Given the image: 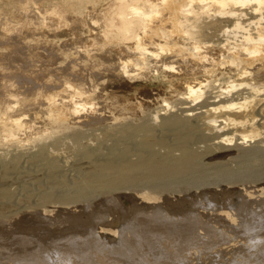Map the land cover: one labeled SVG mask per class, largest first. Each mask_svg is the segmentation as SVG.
Listing matches in <instances>:
<instances>
[{
	"label": "bare ground",
	"instance_id": "1",
	"mask_svg": "<svg viewBox=\"0 0 264 264\" xmlns=\"http://www.w3.org/2000/svg\"><path fill=\"white\" fill-rule=\"evenodd\" d=\"M8 1L0 0V264H99L78 242L130 264H264V194L245 196L264 181V0H110L100 19L91 4L70 6L66 18L61 4L73 0H16L42 24L71 21L79 33L88 20L106 24L109 50H85L101 46L91 29L65 46L76 56L66 51L59 68L11 37L22 24L2 9ZM65 32L39 34L35 46L57 55L53 40L67 44ZM152 85L165 97L146 106L160 92ZM229 147L228 159L204 161ZM219 183L245 190L188 192ZM219 224L246 234L238 242L247 254ZM151 225L188 231L195 257L191 247L152 246L161 236ZM211 235L224 244L194 239ZM53 237L64 246L51 240L46 253Z\"/></svg>",
	"mask_w": 264,
	"mask_h": 264
},
{
	"label": "rangeland",
	"instance_id": "2",
	"mask_svg": "<svg viewBox=\"0 0 264 264\" xmlns=\"http://www.w3.org/2000/svg\"><path fill=\"white\" fill-rule=\"evenodd\" d=\"M59 1L62 2L64 0H59ZM109 1L110 0H73L74 3H68V4L69 5L77 4L78 8L81 11H84L85 7L87 5L91 4L93 6V8L96 10V13L94 14V16L97 19H100L102 17L101 16V12H100L101 7L104 5L105 2L107 3ZM6 3L7 4H5L2 7V9L8 14V16H9V18L11 20H13L14 22L22 24V30L21 31L16 32L14 29H12V31L10 32L11 33V37H24L25 41L28 42L29 44H31L30 48L33 51V53L36 55V57L39 60L42 61V64L45 67H48V68H51V67L59 68V67H61L63 65V63H64V59L66 58L65 57L66 56L65 55L66 51L68 53L72 54L73 56H76V54H74V52H73L74 49L72 47L66 48L65 46L66 45L67 46L72 45L73 41H75L79 45L80 42L78 41V37H80V36L81 37L89 36V34H91V29H95V38L96 39L100 37V39H98V40L101 43V46L94 47V48L93 47H86L85 50L92 51V52H94V51L95 52H102L101 54H103L104 49H105V51L109 50L108 46L106 45V40L104 38L107 35L106 24L103 23V22L98 23L96 26H94L91 23H89V20L87 19L88 20V22H87L88 26L87 25L86 26L88 27V30H85V31L79 33V31H72L73 26L70 23L71 21L67 25L58 24L57 27H55L52 23H44V24H42L33 16L32 13L27 14V13L23 12L22 9L19 6H17L18 2L16 0H9ZM63 3L61 4L62 7L65 10H68V9H66L63 6ZM65 17L69 18L70 14L68 12L65 13ZM81 17H82V15H81ZM77 21H78V19H77ZM63 29H67V32H65V33H67L66 37L67 38L69 37L70 40L67 41L68 42L67 44H65L63 42V40H60V39H54L53 40V42L56 44V45L53 44V46L55 47V49L57 51L56 53H58L57 55H48L47 51L44 48L35 46V44L37 43L36 36H38L39 34L43 33L45 36H47V34H49V33H53V32H56L58 30H63ZM4 39H5V34L4 33L0 34V40H4ZM47 40H51V39L47 38ZM47 40H45V41H47ZM5 47L6 48L3 51L4 52H8L10 47L9 46H5ZM2 49H3V47H0L1 51H2ZM100 50H102V51H100ZM16 59L19 60V58H16ZM112 62L115 63V60H113ZM20 82L23 85H27V84L32 83L33 80L22 79V80H20ZM151 88H158V89H160V92H159V94H157L154 91L153 94L149 95L151 98L150 99L148 98V99L145 100L146 106L148 104L150 106H152V104L157 103L158 100H160V99L165 97L164 96L165 90L162 87L152 85ZM120 91H121V92H119L120 94L118 93V94L115 95L114 100H122L123 96L127 95L126 91H123V89L120 90ZM248 144H252V143L248 142L247 145ZM62 147L65 148V145H63ZM229 148H230V150L220 149V150L214 151L212 155H210L209 157H205L204 161H207L209 158H219L221 160L228 159L229 157H231L230 155H232V153H233V150L231 149L232 147H229ZM255 186L258 188V191H252L248 195L245 194V196H251V197L254 196L255 197L256 192H260V193L264 194V181H261L258 184H255ZM238 188L239 187H237V186L224 185L222 183H219V184H216V185H209V186H205V187H199L197 189H190V190H188V192L191 195L192 194L193 195L196 194L197 196H200L203 192H210V191H213V190L214 191L215 190H223L224 191L226 189V190L230 191V194H231V192H234V191H239V190L244 191L245 190L244 187L240 188V189H238ZM180 192H182L181 194L187 193L184 190H182V191L180 190ZM19 194L17 195L18 197H19ZM230 199H232L233 202L238 204L233 209L234 212H238V208L241 206V204L237 202V200L235 198V195H231ZM259 201H261V200H259ZM127 202H129V201H127ZM261 202H264V201H261ZM256 205H257V203H255V201H254L253 207H256ZM178 217H179V215H178ZM241 217H243V215ZM37 229H38V227H37ZM149 229L153 230V232H156V235L159 233L160 236H161V238L159 239V243L155 242V240H151L150 241V243H152V246H157L159 244H164V245L168 246L170 249L177 247L180 250L184 249V251H186L188 248H190L192 245H194V244H192V242H189V239L191 238V235H189L188 238H187L188 231H184L183 230V231L174 232L173 230H169L168 231L167 229H165L163 227H155V226H152V225L149 227ZM219 231H223V233H227L228 232L230 234V237L233 238V240H234L233 242L235 243V245L238 246L237 250L240 251L242 254H247V247L246 246H242V243L238 242L239 239H245L246 238V234L244 232H242L239 229H230L229 227L225 226L224 224H219L218 225V232ZM35 232H33L34 235L36 234L34 236V239H37L38 237L40 238V235H41L40 232L41 231L39 232V230H36ZM97 232H98L99 236L102 239H105L106 241L112 240L114 238L113 235H111L110 232H101V229H97ZM201 235L204 236L203 233H201ZM211 236H212V239H211ZM211 236H210L211 240H208V241H205V240L208 239L207 237H204L203 239L194 237V239L197 240V245L212 243V244H214V247H220L221 245L224 244L225 241L223 239L215 237L214 235H211ZM51 240H57V241H55V244L59 243L57 246H61V247L64 246L63 245L65 243V239L64 238L61 239V240H59V238L58 239H56V238L54 239V237L53 238H48V239L44 240L45 242L43 243V248L45 247L44 250L46 251V253H48V252L50 253L51 252L52 246H51V243H49ZM60 242H61V244H60ZM78 243H79L78 244L79 248L82 251H85L89 256H92L93 257V261H95L96 263L98 262L99 264H121L122 262H124V264H130V263H127V262H125L123 260H120V259L116 258V255L113 252L109 253L107 251H104V252H100V251H97V250L94 251V250H92V248H87L81 242H78ZM80 246H82V247H80ZM12 247H14V246H10V248H12ZM144 248H145V246L142 247V249H144ZM191 249H192V253L188 254L187 256L192 257L193 255H195V253H196L195 247H191ZM15 250H16V252H15ZM203 250H205V246H204ZM145 251L147 252V250H145ZM14 253H15V255L16 254L17 255L20 254L21 253V248L15 246ZM193 257H195V256H193ZM71 260L72 261L70 262V264H88L85 261L83 263L78 261L75 257H72ZM263 263H264V261H263ZM161 264H174V263H173V261L171 259H169V261L168 260H164V263H163V260H161ZM227 264H229V263H227Z\"/></svg>",
	"mask_w": 264,
	"mask_h": 264
},
{
	"label": "crops",
	"instance_id": "3",
	"mask_svg": "<svg viewBox=\"0 0 264 264\" xmlns=\"http://www.w3.org/2000/svg\"><path fill=\"white\" fill-rule=\"evenodd\" d=\"M63 6H64L66 9H68L67 12H68L69 14H70V6H71V8L74 7V5H69L68 3H63Z\"/></svg>",
	"mask_w": 264,
	"mask_h": 264
}]
</instances>
